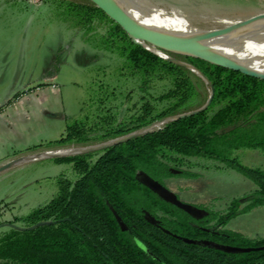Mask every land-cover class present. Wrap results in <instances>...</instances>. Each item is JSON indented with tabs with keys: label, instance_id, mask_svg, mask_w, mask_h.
Instances as JSON below:
<instances>
[{
	"label": "trees",
	"instance_id": "obj_1",
	"mask_svg": "<svg viewBox=\"0 0 264 264\" xmlns=\"http://www.w3.org/2000/svg\"><path fill=\"white\" fill-rule=\"evenodd\" d=\"M48 1L97 53L96 75L83 114L30 152L95 146L185 116L111 146L55 157L72 163L75 177H61L49 202L0 231V264H264V235L227 228L235 216L264 205V168L240 159L244 149L264 153V79L171 54L197 67L211 86L136 43L91 0ZM101 52L111 63H99ZM212 87L208 107L186 115L207 103ZM201 159L252 182L242 209L239 200L227 213L192 205L200 211L194 215L144 183L192 175L185 166Z\"/></svg>",
	"mask_w": 264,
	"mask_h": 264
},
{
	"label": "rangeland",
	"instance_id": "obj_2",
	"mask_svg": "<svg viewBox=\"0 0 264 264\" xmlns=\"http://www.w3.org/2000/svg\"><path fill=\"white\" fill-rule=\"evenodd\" d=\"M136 1L162 11L173 9V13L184 21L205 29L224 28L227 19L236 21L264 12V0ZM4 38H8L6 43ZM6 51L13 54L12 69L20 61L21 53L24 54V70L18 71V75H7V82L11 80L18 87L23 83L24 88L46 86L40 82L51 79L49 76L56 73L55 86L61 93L59 118H46V126L40 131L46 138L44 141L17 150L18 154H24L20 157L40 154L44 151L33 153L28 148L57 139L58 132H65L67 120L83 114L96 75L93 58L97 53L84 42L79 32L68 28L57 17L48 0H0V53ZM99 54L100 64L111 63L108 55ZM6 94L8 91L3 87L0 98ZM137 97L135 94L131 105ZM240 159L248 166L264 168V153L259 150H241ZM11 163L14 159L2 163L0 168L7 169ZM184 169L192 175L164 178L161 182L174 197L188 205L205 204L223 213L232 212L235 201L239 200L238 209H242L254 189L252 182L241 173L211 160L201 159ZM64 176L75 177L73 164L55 158L26 161L1 175L0 231L8 229L16 216L27 215L49 202L58 192L59 179ZM227 228L250 237L263 236L264 205L235 216Z\"/></svg>",
	"mask_w": 264,
	"mask_h": 264
},
{
	"label": "bare ground",
	"instance_id": "obj_3",
	"mask_svg": "<svg viewBox=\"0 0 264 264\" xmlns=\"http://www.w3.org/2000/svg\"><path fill=\"white\" fill-rule=\"evenodd\" d=\"M111 1L143 26L168 33L172 38L205 43L210 52L202 53L203 57L223 63L239 64L248 70L264 73V12L236 21H227V19L224 28L205 29L184 21L174 14L171 8V11L167 12L153 8L142 1L139 3L136 0ZM141 42L153 53L165 59L169 58L168 55L154 47ZM161 125H163L161 122L155 123L152 129ZM79 152L82 151L71 148L51 150L41 155L19 159L14 163H23L38 158L71 156Z\"/></svg>",
	"mask_w": 264,
	"mask_h": 264
},
{
	"label": "crops",
	"instance_id": "obj_4",
	"mask_svg": "<svg viewBox=\"0 0 264 264\" xmlns=\"http://www.w3.org/2000/svg\"><path fill=\"white\" fill-rule=\"evenodd\" d=\"M2 40L6 43L8 38ZM12 56L10 51L0 53V90L4 87L8 91V94L0 98V165L9 159H14V162L22 159L20 156L24 154H18L17 150L44 141L46 138L42 137L40 131L46 126V118L58 119L61 110V93L54 80L56 73L49 76L52 80L48 77L49 80L40 82L46 83V86L24 88V83L18 87L11 80L7 82V75H18V71L21 73L24 70V54L21 53L20 61L14 69L10 67ZM61 134L58 132L56 137ZM22 165L24 162L11 163L7 169L0 168V176Z\"/></svg>",
	"mask_w": 264,
	"mask_h": 264
},
{
	"label": "water",
	"instance_id": "obj_5",
	"mask_svg": "<svg viewBox=\"0 0 264 264\" xmlns=\"http://www.w3.org/2000/svg\"><path fill=\"white\" fill-rule=\"evenodd\" d=\"M91 1L97 7L102 9L111 19H113L115 22H117L132 37V39L136 43L141 44L146 49H148V48L141 41L145 42L146 44L150 45L151 47H154L155 49H157V50L161 51L162 53L168 55L169 60H172L176 63L182 64V65L188 67L189 69H191L193 72H195L197 75H199L202 79H204V81L206 83H208L210 85H211V83H210L209 79L197 67H195L194 65L189 64L187 62H183L181 60H178V59L174 58L171 54H178V55L191 56V57H200V58L206 59V60H208L214 64H217V65H220L223 67H227V68H231L234 70H238V71H241L245 74L264 79V73H258V72L252 71V70H248L246 68H243L239 64L223 63L221 61H217V60H213L210 58L203 57L202 53L210 52L209 47H207V45L205 43H200V42L189 40V39L172 38V37H170V34H168V33L159 32V31L154 30L152 28H148L146 26L141 25L136 20H134L132 17H130L126 12H124L122 9L118 8L111 0H91ZM213 95H214V89L212 87L210 98L207 101V103L203 107H201L199 110L193 111L192 113H188L186 115H190V114L204 110L211 103ZM183 116H185V115L170 117V118H166V119L154 122L153 124L143 128L141 130H138L134 133H131L129 135H126V136L118 138V139L110 140L108 142H105V143H102L99 145L90 146V147H78V148L75 147V148H71V149L81 150L82 152H79L78 154L86 153V152L93 151V150H98V149H101V148L122 142L124 140H127V139L133 137V136L144 133L148 130H151L155 123L161 122L164 124L166 122L175 120V119H177L179 117H183ZM55 150H60V149H55ZM47 151H51V150H47ZM47 151H44V152H47ZM44 152H42L40 154H35V155L36 156L41 155ZM31 156H34V155L24 156L23 158H27V157H31ZM144 183L148 187H150L152 190H154L155 192L160 194L162 197H164L166 200L171 201L172 203L178 205L179 207L183 208L187 212L192 213L194 215H197L200 213V211L197 208H195L194 206L188 205L186 203L179 201L176 197H174L171 194V192L164 185H162L160 182L156 181L155 179H153L151 177H146V178H144Z\"/></svg>",
	"mask_w": 264,
	"mask_h": 264
}]
</instances>
